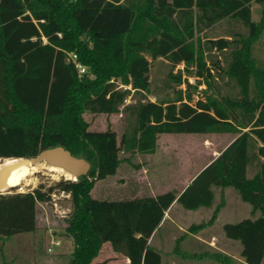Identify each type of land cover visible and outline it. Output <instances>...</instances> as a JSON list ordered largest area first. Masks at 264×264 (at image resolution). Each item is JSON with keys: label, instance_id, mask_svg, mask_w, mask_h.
<instances>
[{"label": "trees", "instance_id": "16d2710c", "mask_svg": "<svg viewBox=\"0 0 264 264\" xmlns=\"http://www.w3.org/2000/svg\"><path fill=\"white\" fill-rule=\"evenodd\" d=\"M253 3L264 0H0V160L62 146L91 164L75 181L0 193V238L36 231L38 203L58 191L72 203L65 232L74 250L67 264H95L107 242L131 264H161L149 239L173 203L191 211L211 208L214 189L232 187L260 215L225 224V235L241 242L246 264H263L264 60L257 46L263 44L264 11L253 22ZM222 22L230 26L229 38L195 40ZM159 61L168 72L153 87L151 70ZM203 83L205 97L195 99ZM132 91L135 102L125 105ZM120 112L127 120L120 141L111 128L89 130L84 119L86 113ZM213 133L238 136L183 192L132 200L93 197L96 182L131 162L120 151L151 154L162 134ZM175 251L187 259L235 264L223 253H189L179 245Z\"/></svg>", "mask_w": 264, "mask_h": 264}, {"label": "rangeland", "instance_id": "374dc122", "mask_svg": "<svg viewBox=\"0 0 264 264\" xmlns=\"http://www.w3.org/2000/svg\"><path fill=\"white\" fill-rule=\"evenodd\" d=\"M264 11V5L253 4V22L258 23L261 20L262 13ZM240 31H244L242 27L236 26ZM230 29V26L226 22H222L215 26L213 29L205 31L201 34H197L195 40L201 41L204 43L207 39H217L220 37H226L227 31ZM235 29V28H234ZM257 53L259 58L264 60V39L263 44L257 46ZM215 55H218V52H215ZM220 61L225 64V60L222 56H219ZM184 65H179L175 72L178 69H183ZM86 71H89V68L86 66ZM168 72L167 67L162 61L156 62L152 66L151 70V80L153 87L161 86L162 80L165 78L166 73ZM93 77V76H91ZM197 78L190 77L189 83L195 84ZM216 81L221 83L220 80L216 77ZM123 89H131V86H123ZM222 90L229 91L223 83H221ZM183 90L187 88L186 85H183ZM207 86L203 83L199 86L198 91L193 96L195 99L204 98L205 94L203 91ZM161 96L164 95V91H160ZM132 94L128 96L125 105L135 102ZM149 99L152 101L156 100V97L153 95L149 96ZM84 119L89 125V130L91 131H105L108 128H111L117 133L118 141H120L122 135L124 134L127 127L126 114L123 112L115 113L111 115L107 114H84ZM234 134V133H233ZM166 135V134H163ZM238 136V134H234ZM159 138V137H158ZM213 136L211 135H201L196 136L195 134L186 135L180 134L177 137L176 144L168 143L167 146H172L175 151L174 159L169 157L164 160L165 169L172 175L177 174L178 170L181 168L180 165H185L189 163V154L194 152H202L203 146H212V149L216 152L222 151L227 144H215L211 143ZM167 141L162 137L160 140V150L161 153L164 152L167 154V149L165 148L164 142ZM168 142V141H167ZM203 145V146H202ZM158 146V140H157ZM166 146V147H167ZM212 150H205L206 160L202 167L210 162L214 156H211L210 153ZM216 152L214 155H216ZM119 157L121 159L131 158V162H123L120 167L119 176L124 177L128 183L131 185L138 184V178L134 177L137 174V170L140 167L139 162L145 161L137 155H131L125 151H120ZM1 161V160H0ZM1 163V162H0ZM147 164V163H145ZM46 168V169H45ZM188 173V169L185 171ZM168 173V174H169ZM138 175V174H137ZM169 179V178H166ZM61 180H68V178L50 171L47 167H43L34 173L32 176V181L27 184L24 183L18 187L5 190L2 193H26L33 191L36 188H39L41 185L45 189L54 186ZM217 203L216 206L222 202L225 198V194L221 190H216ZM226 205L220 210L218 223H215L209 231L214 234L216 239L210 241L212 242V247H208V251L214 253H223L228 255L231 254L234 259L235 264H245L243 258L241 257L242 244L240 241L231 240L226 237L224 232V225L228 223H238L244 219H255L260 214H252V206L244 201L239 196L237 190L232 187L226 189ZM225 204V203H224ZM215 208H213L214 212ZM72 211V203L70 197H66L65 194L55 191L52 195L51 201L49 202H39L37 206V229L31 233H21L16 234L8 238H0V264H67L71 258V254L74 250L73 240L70 235L65 232L66 219ZM205 211V210H204ZM188 213V212H187ZM193 215L194 222L201 223V217H198L195 213ZM53 235L55 238L60 239L61 244L59 246L54 245L52 242L56 241L55 238H52ZM51 249L52 251H49ZM199 253L203 250L197 248ZM202 250V251H201ZM230 256V255H229ZM183 261V260H182ZM184 264H221L217 261L212 260H184ZM264 264V262H263Z\"/></svg>", "mask_w": 264, "mask_h": 264}, {"label": "crops", "instance_id": "0c3cea01", "mask_svg": "<svg viewBox=\"0 0 264 264\" xmlns=\"http://www.w3.org/2000/svg\"><path fill=\"white\" fill-rule=\"evenodd\" d=\"M254 4V3H253ZM252 17H253V5H252ZM180 134H166L160 135L158 138V146L154 153L151 154H136L145 161H140V168L137 170V174L134 177L138 178V184L131 185L128 183L124 177L119 176L120 166L117 170V173L113 176H110L104 180L96 182L92 195L94 198L99 200H132L143 197H156L158 195L164 194L169 191H177L179 193L183 192L186 187L193 181V179L210 163H212L220 153L226 149L236 138L233 133H213V134H195L196 136L201 135H211V143H217L219 145L227 144L225 148L216 152L212 149V146H203V151L194 152L189 154V163L185 165H180V169L177 174L172 175L165 169L164 160L166 158H175L172 146H167L168 143L176 144L177 137ZM191 135V134H186ZM194 135V134H193ZM165 138L164 144L167 149V154L164 152L161 153L160 150V140ZM167 146V147H166ZM207 148L212 150L210 152L214 158L202 167L206 160L205 150ZM216 152V155L214 153ZM147 163V164H145ZM188 169V173L185 171ZM169 173V174H168ZM169 178V179H166ZM227 189V188H226ZM226 189L221 190L225 194V204L226 205ZM215 193L214 205L211 208H200L195 211L186 210L180 205L177 201L167 210L165 213L164 219L161 222L158 229L153 233L149 239V245L161 254L162 261L161 264H184V260H194L183 258L176 253L175 248L177 245L180 246L182 251L189 253H199L197 248L202 249V252H207L208 247H212L213 239H216L215 235L210 233V229L218 223L219 213L214 222H210L213 216V208L216 207L217 195ZM68 198V197H67ZM224 207V206H223ZM222 207V208H223ZM205 210V211H204ZM188 212V213H187ZM191 213L198 214L196 216L201 217V223L194 222L193 215ZM192 225H203L201 229L196 232H191L190 228ZM52 238H55L51 235ZM60 241V239L55 238ZM61 244V242H60ZM212 252V251H210ZM228 255L232 256L228 253ZM183 260V261H182ZM197 260V259H196ZM210 260V259H202ZM201 261V260H197ZM213 261V260H212ZM264 262V261H263ZM95 264H131L130 260L117 252L114 251L113 246L110 242L105 243L99 255L94 260ZM245 263V262H244ZM246 264V263H245Z\"/></svg>", "mask_w": 264, "mask_h": 264}, {"label": "water", "instance_id": "95a60500", "mask_svg": "<svg viewBox=\"0 0 264 264\" xmlns=\"http://www.w3.org/2000/svg\"><path fill=\"white\" fill-rule=\"evenodd\" d=\"M19 159L21 160L20 164L37 165L44 163L46 166L62 168L73 175L75 180L87 175L91 169V164L86 159L73 156L70 151L62 146L45 149L35 157ZM11 170L12 166L0 169V193L5 191Z\"/></svg>", "mask_w": 264, "mask_h": 264}, {"label": "bare ground", "instance_id": "6f19581e", "mask_svg": "<svg viewBox=\"0 0 264 264\" xmlns=\"http://www.w3.org/2000/svg\"><path fill=\"white\" fill-rule=\"evenodd\" d=\"M0 162V169L12 166V170L8 175L7 186L5 187V190L18 187L24 183L29 184L32 181V176L34 175V173L39 169H42L43 167H47L50 171L58 173L68 179H72L75 181L74 176L64 169L53 166H46L44 163L37 165L20 164V159H5L1 160Z\"/></svg>", "mask_w": 264, "mask_h": 264}, {"label": "built area", "instance_id": "2783aa9c", "mask_svg": "<svg viewBox=\"0 0 264 264\" xmlns=\"http://www.w3.org/2000/svg\"><path fill=\"white\" fill-rule=\"evenodd\" d=\"M76 56L75 55H73V59H74V61L76 60ZM77 68L79 69V71L81 72V73H84L85 72V67H83L81 64H78L77 63ZM63 194H65V196L66 197H70L68 194H66V193H63ZM54 245H56V246H59L60 245V241H58V240H56V241H54V242H52ZM49 251H52L51 249H49Z\"/></svg>", "mask_w": 264, "mask_h": 264}]
</instances>
